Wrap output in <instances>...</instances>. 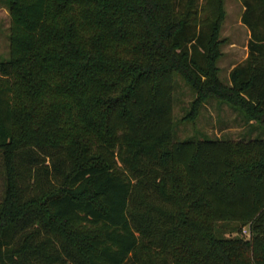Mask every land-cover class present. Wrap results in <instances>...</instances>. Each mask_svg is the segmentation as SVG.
<instances>
[{
  "label": "trees",
  "instance_id": "obj_1",
  "mask_svg": "<svg viewBox=\"0 0 264 264\" xmlns=\"http://www.w3.org/2000/svg\"><path fill=\"white\" fill-rule=\"evenodd\" d=\"M240 2L224 84L223 0H6L0 264H264V0ZM176 77L256 137L174 141Z\"/></svg>",
  "mask_w": 264,
  "mask_h": 264
},
{
  "label": "rangeland",
  "instance_id": "obj_2",
  "mask_svg": "<svg viewBox=\"0 0 264 264\" xmlns=\"http://www.w3.org/2000/svg\"><path fill=\"white\" fill-rule=\"evenodd\" d=\"M226 18L220 38L224 44L220 48L221 57L217 63L219 79L228 84V71L233 64L243 62L247 56L249 33L241 24L243 7L240 0H223ZM9 14L6 0H0V61L8 59V27ZM230 45H233L230 48ZM244 59V60H243ZM196 98L194 91L179 77L175 78L173 90V140H205V139H252L257 131H250L252 125L244 116L226 105H219L210 100L200 103L193 112L192 102ZM246 230V229H244ZM245 238L247 232L242 231Z\"/></svg>",
  "mask_w": 264,
  "mask_h": 264
},
{
  "label": "crops",
  "instance_id": "obj_3",
  "mask_svg": "<svg viewBox=\"0 0 264 264\" xmlns=\"http://www.w3.org/2000/svg\"><path fill=\"white\" fill-rule=\"evenodd\" d=\"M232 46H233V45H230V48H232ZM244 59H245V58H244ZM244 59H243V60H244ZM238 64H239V63H238ZM235 65H237V64H233V65L230 67L229 71H230ZM229 71H228V73H229Z\"/></svg>",
  "mask_w": 264,
  "mask_h": 264
},
{
  "label": "built area",
  "instance_id": "obj_4",
  "mask_svg": "<svg viewBox=\"0 0 264 264\" xmlns=\"http://www.w3.org/2000/svg\"><path fill=\"white\" fill-rule=\"evenodd\" d=\"M243 232H244V233H246V231H245V230H243Z\"/></svg>",
  "mask_w": 264,
  "mask_h": 264
}]
</instances>
